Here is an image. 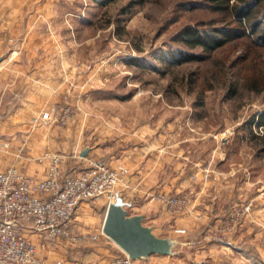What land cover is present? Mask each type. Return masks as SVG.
Returning <instances> with one entry per match:
<instances>
[{"label": "rangeland", "instance_id": "rangeland-1", "mask_svg": "<svg viewBox=\"0 0 264 264\" xmlns=\"http://www.w3.org/2000/svg\"><path fill=\"white\" fill-rule=\"evenodd\" d=\"M102 1L33 4L55 13L66 48V90L52 109L71 104L72 116L65 126L50 120L68 130L66 161L78 160L69 175L124 166L116 193L158 190L153 197L170 219L165 234L177 243L147 264H264V126L252 122L264 92L250 88L264 83V40L249 26L248 35L224 36L243 27L222 0ZM188 28L218 30L223 43L192 46ZM181 51L204 58L171 62ZM130 176H139L132 185ZM162 193L185 198L186 207L169 211Z\"/></svg>", "mask_w": 264, "mask_h": 264}, {"label": "crops", "instance_id": "crops-1", "mask_svg": "<svg viewBox=\"0 0 264 264\" xmlns=\"http://www.w3.org/2000/svg\"><path fill=\"white\" fill-rule=\"evenodd\" d=\"M51 1L0 0V171L15 166L35 178L46 176L48 154L62 155L61 165L68 174L78 171V160L72 157L66 161V154L72 153L67 128L47 119L33 121L61 101L67 84L59 53L65 54L66 48L51 22L56 15L49 8L33 10V4ZM138 177L130 176L131 185ZM153 179L150 176L144 181L151 183ZM156 191L128 190L122 194L130 203L129 214H143L144 224L152 226L157 235L170 236L165 234L170 219L153 197ZM108 205L107 199L82 201L76 214V230L96 234L97 239L88 237L70 244L66 240L49 242L29 229L27 233L49 263L112 264L122 249L102 229Z\"/></svg>", "mask_w": 264, "mask_h": 264}, {"label": "built area", "instance_id": "built-area-1", "mask_svg": "<svg viewBox=\"0 0 264 264\" xmlns=\"http://www.w3.org/2000/svg\"><path fill=\"white\" fill-rule=\"evenodd\" d=\"M72 105L60 110L50 109L33 118L53 119L65 126L72 116ZM49 167L44 178H35L15 166L0 171V264H52L40 255L39 247L27 230L45 237L49 242L66 240L70 244L98 235L75 228L79 205L84 200L106 195L108 202L116 197V186L128 172L124 166L112 168L99 163L75 175L63 172L62 157L48 154ZM171 212H181L186 200L180 196L159 195ZM181 231V230H180ZM53 264H63L62 260ZM112 264H147L133 259L122 250Z\"/></svg>", "mask_w": 264, "mask_h": 264}, {"label": "water", "instance_id": "water-1", "mask_svg": "<svg viewBox=\"0 0 264 264\" xmlns=\"http://www.w3.org/2000/svg\"><path fill=\"white\" fill-rule=\"evenodd\" d=\"M87 152L88 148L82 155ZM129 205L117 192L115 200L108 205L103 232L133 259L148 260L154 254H173L177 240L157 235L152 226L144 224L143 214H129Z\"/></svg>", "mask_w": 264, "mask_h": 264}, {"label": "trees", "instance_id": "trees-1", "mask_svg": "<svg viewBox=\"0 0 264 264\" xmlns=\"http://www.w3.org/2000/svg\"><path fill=\"white\" fill-rule=\"evenodd\" d=\"M111 0H103L102 2H109ZM220 9H225L230 13L235 21H237L243 28H236L232 31L224 32L223 35L226 37H242L248 35V26L252 30V34L259 33L258 37L264 40V19L261 20L260 15L263 13L264 0H222V4L219 5ZM263 10V11H262ZM264 17V16H263ZM263 26V29L259 32V27ZM218 32V30H217ZM217 32H209L208 30L199 31L198 29L188 28L185 31L186 41L192 46H202L205 50L213 51L215 48L222 45V40H220L216 35ZM204 56L193 54L190 52H179L175 55L172 61L164 56V59H169L171 62L180 61V59H203ZM252 90L258 92H264V83L260 84L258 82H252L250 84ZM252 122H255L259 126H264V110L257 114ZM264 140V133L260 136Z\"/></svg>", "mask_w": 264, "mask_h": 264}]
</instances>
